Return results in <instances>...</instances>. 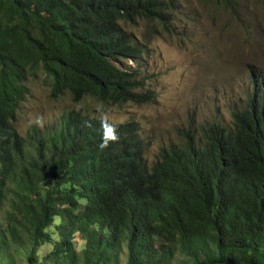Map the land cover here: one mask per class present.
I'll list each match as a JSON object with an SVG mask.
<instances>
[{"label": "trees", "instance_id": "trees-1", "mask_svg": "<svg viewBox=\"0 0 264 264\" xmlns=\"http://www.w3.org/2000/svg\"><path fill=\"white\" fill-rule=\"evenodd\" d=\"M169 9L166 0H0V264H121L124 251L126 264H264V72L249 71L231 124L198 132L190 123L153 164L136 120L117 123L119 141L103 150L99 117L76 109L55 130L16 127L39 74L53 99L153 103L140 70L119 66L145 53L125 24L166 25Z\"/></svg>", "mask_w": 264, "mask_h": 264}, {"label": "rangeland", "instance_id": "rangeland-1", "mask_svg": "<svg viewBox=\"0 0 264 264\" xmlns=\"http://www.w3.org/2000/svg\"><path fill=\"white\" fill-rule=\"evenodd\" d=\"M166 1L171 3L166 25L143 20L125 24L147 46L138 60L119 63L123 69L140 70L147 90L156 94L153 103L110 106L93 98L74 103L70 95L53 99L45 77L39 74L30 81V93L20 106L19 133L26 136L34 127L55 130L75 109L99 117L96 109L102 106L116 123L139 122L146 157L153 164L164 146L182 141L180 131L190 123L198 132L207 121L231 124V107L246 102L249 71H264V0H238L234 9L214 0ZM37 118L42 120V127ZM52 233L58 240L57 232ZM77 243L80 253L81 237ZM53 250L54 244L41 247L40 260ZM126 256L124 251L121 264H126ZM177 259L181 264L183 257ZM16 264H26L25 259L18 258Z\"/></svg>", "mask_w": 264, "mask_h": 264}, {"label": "clouds", "instance_id": "clouds-1", "mask_svg": "<svg viewBox=\"0 0 264 264\" xmlns=\"http://www.w3.org/2000/svg\"><path fill=\"white\" fill-rule=\"evenodd\" d=\"M251 71H254V70H251ZM254 72L261 73L259 71H254ZM96 111L99 113V119H100V124H101V129H102V136H101V142L99 144V148L103 150L109 147L110 144L119 141L120 139V136L118 133L119 125L110 118L109 114L104 111L102 106H98ZM36 123L40 124L41 127L43 126V122L40 118H37Z\"/></svg>", "mask_w": 264, "mask_h": 264}]
</instances>
